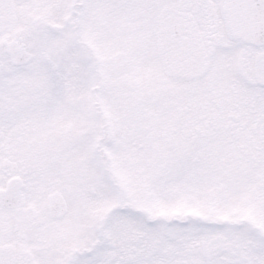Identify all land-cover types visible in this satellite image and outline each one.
Instances as JSON below:
<instances>
[{
	"label": "snow or ice",
	"instance_id": "snow-or-ice-1",
	"mask_svg": "<svg viewBox=\"0 0 264 264\" xmlns=\"http://www.w3.org/2000/svg\"><path fill=\"white\" fill-rule=\"evenodd\" d=\"M0 264H264V0H0Z\"/></svg>",
	"mask_w": 264,
	"mask_h": 264
}]
</instances>
